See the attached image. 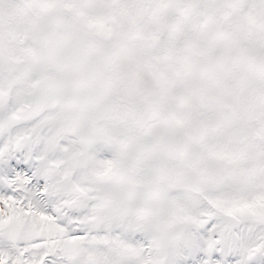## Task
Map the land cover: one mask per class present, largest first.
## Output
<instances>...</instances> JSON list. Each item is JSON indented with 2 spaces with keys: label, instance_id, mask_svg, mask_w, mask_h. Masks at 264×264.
I'll return each mask as SVG.
<instances>
[{
  "label": "snow or ice",
  "instance_id": "1",
  "mask_svg": "<svg viewBox=\"0 0 264 264\" xmlns=\"http://www.w3.org/2000/svg\"><path fill=\"white\" fill-rule=\"evenodd\" d=\"M0 264H264V0H0Z\"/></svg>",
  "mask_w": 264,
  "mask_h": 264
}]
</instances>
